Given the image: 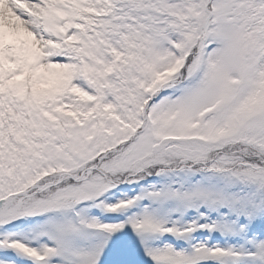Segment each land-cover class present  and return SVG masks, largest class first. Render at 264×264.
<instances>
[{
	"label": "snow or ice",
	"instance_id": "snow-or-ice-1",
	"mask_svg": "<svg viewBox=\"0 0 264 264\" xmlns=\"http://www.w3.org/2000/svg\"><path fill=\"white\" fill-rule=\"evenodd\" d=\"M0 264H264V0H0Z\"/></svg>",
	"mask_w": 264,
	"mask_h": 264
}]
</instances>
